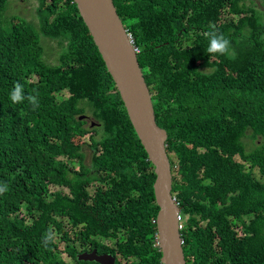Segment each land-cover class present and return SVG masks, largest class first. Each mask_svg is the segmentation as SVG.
<instances>
[{
	"label": "trees",
	"instance_id": "trees-1",
	"mask_svg": "<svg viewBox=\"0 0 264 264\" xmlns=\"http://www.w3.org/2000/svg\"><path fill=\"white\" fill-rule=\"evenodd\" d=\"M10 1L0 0V264H68L60 243L76 259V240L163 264L156 176L78 6L39 0L36 29L21 16L3 24ZM113 1L168 133L187 264H264V0ZM212 30L230 54L207 53ZM41 37L59 42L58 63ZM16 83L38 108L10 100ZM87 108L94 128L80 120Z\"/></svg>",
	"mask_w": 264,
	"mask_h": 264
},
{
	"label": "water",
	"instance_id": "water-1",
	"mask_svg": "<svg viewBox=\"0 0 264 264\" xmlns=\"http://www.w3.org/2000/svg\"><path fill=\"white\" fill-rule=\"evenodd\" d=\"M91 33L108 72L120 94L128 117L156 176L153 195L160 207L158 239L163 264H187L181 233L182 209L174 194L172 163L167 153L168 133L156 121L151 94L145 83L134 42L125 28L113 0H74ZM81 116L80 120H87ZM92 127L97 126L95 122ZM80 262L115 264L112 255L96 251L78 255Z\"/></svg>",
	"mask_w": 264,
	"mask_h": 264
},
{
	"label": "rangeland",
	"instance_id": "rangeland-1",
	"mask_svg": "<svg viewBox=\"0 0 264 264\" xmlns=\"http://www.w3.org/2000/svg\"><path fill=\"white\" fill-rule=\"evenodd\" d=\"M49 4H50V2H48L47 5H49ZM248 5L253 6V3L251 0L248 1ZM39 7H40L39 0H11L10 4H9V10H11V12H8L6 14L5 19L3 21V24L7 20V15L9 17H12V18H14V16H19V17L21 16L22 18L27 19L29 21V23H33L36 26V29L37 28L39 29V16L37 13L39 10ZM262 14H264V13H262ZM228 16H229V14L226 17H228ZM18 20L22 21L21 19H18ZM228 20H229V18H228ZM41 42L45 47L44 57H45L46 61H48L49 63H52V64L58 63V60H59L58 58H59V55L61 52V46L59 45V42L55 41V40H49L48 38H45V37L44 38L41 37ZM61 96L68 98L70 95L68 94V92H64ZM85 115L90 118L89 124L91 121H96L89 108L86 109ZM91 128H94V127H91ZM93 135H94V132H90L84 138V141L86 143H88L90 137H92ZM96 136L98 137V135H96ZM86 148L87 147H85V149ZM248 150H252V148L249 147ZM86 163L88 164V160L86 161ZM256 174L258 175V178L264 183V178L259 176L258 171H256ZM60 190L61 189H58V188H52L51 192H56V191H60ZM63 192L68 194L67 189H64ZM74 242L75 243H73V242H69V243L75 245L76 250L82 251L86 248V246H82L78 240H76ZM59 250L61 251V259L65 263L70 264L71 259H69V256L67 253H64V242L60 243Z\"/></svg>",
	"mask_w": 264,
	"mask_h": 264
},
{
	"label": "clouds",
	"instance_id": "clouds-1",
	"mask_svg": "<svg viewBox=\"0 0 264 264\" xmlns=\"http://www.w3.org/2000/svg\"><path fill=\"white\" fill-rule=\"evenodd\" d=\"M207 35L209 37V46L206 50L208 54L228 55L231 53V42L227 37H225V35H223L222 33H217L215 30L210 31L209 33H207ZM10 100L13 103H21L24 100H27L33 106V110L39 107L38 99L34 95L25 96L24 87L20 83H16L14 85L13 90L10 92ZM88 119L90 121L89 117L87 118L86 121H88ZM93 122L97 124L96 121H91L90 126L92 125ZM8 191H9L8 184L6 182H0V195H3ZM180 221H181V215H180ZM181 227L183 228L182 223H181ZM42 239L44 241V246H47L49 243L52 242L53 237L51 234L46 233Z\"/></svg>",
	"mask_w": 264,
	"mask_h": 264
},
{
	"label": "flooded vegetation",
	"instance_id": "flooded-vegetation-1",
	"mask_svg": "<svg viewBox=\"0 0 264 264\" xmlns=\"http://www.w3.org/2000/svg\"><path fill=\"white\" fill-rule=\"evenodd\" d=\"M88 123H89V119H88V121H87ZM116 240H117V238L116 239H113V240H110V241H104L105 243H108L107 244V246H106V249H112V248H114V249H116ZM87 250H82V251H80V253L79 254H77V257H78V255H80L81 253H83V252H88V253H91V252H93V251H96L97 252V254L98 255H112V254H110L109 252H104V253H98V250L97 249H95L94 248V246H92V243L91 242H89L88 244H87V248H86ZM107 250V251H108ZM113 256V258H115V264H138V262H136L134 259H128L127 261L126 260H124L123 259V257H121L120 256V254H118V253H116L115 255H112ZM76 257V259H71V262H70V264H92L93 262H80V261H78V258ZM139 261V260H138ZM97 263V262H96ZM99 264V263H98Z\"/></svg>",
	"mask_w": 264,
	"mask_h": 264
},
{
	"label": "built area",
	"instance_id": "built-area-1",
	"mask_svg": "<svg viewBox=\"0 0 264 264\" xmlns=\"http://www.w3.org/2000/svg\"><path fill=\"white\" fill-rule=\"evenodd\" d=\"M130 36H131V38H133L131 34H130ZM132 40H133V39H132ZM133 42H134V40H133ZM134 44H135V43H134ZM135 47H136V46H135ZM136 52H137V53L140 52L139 48H137V47H136Z\"/></svg>",
	"mask_w": 264,
	"mask_h": 264
}]
</instances>
